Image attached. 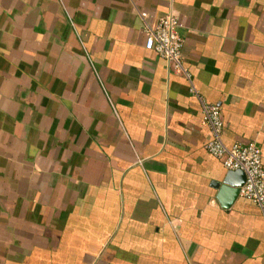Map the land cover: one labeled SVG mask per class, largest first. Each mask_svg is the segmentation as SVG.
<instances>
[{
  "label": "crops",
  "instance_id": "obj_1",
  "mask_svg": "<svg viewBox=\"0 0 264 264\" xmlns=\"http://www.w3.org/2000/svg\"><path fill=\"white\" fill-rule=\"evenodd\" d=\"M142 11L179 18L222 142L264 165V0H0V264H264V211L220 194L240 176Z\"/></svg>",
  "mask_w": 264,
  "mask_h": 264
},
{
  "label": "built area",
  "instance_id": "obj_2",
  "mask_svg": "<svg viewBox=\"0 0 264 264\" xmlns=\"http://www.w3.org/2000/svg\"><path fill=\"white\" fill-rule=\"evenodd\" d=\"M147 13L140 12L143 30L147 34L146 47L152 49L163 58L168 66L182 73L190 82L189 91L200 102L202 118L210 130V138L205 148L214 156L221 159L227 170H241L245 174V181L239 189V195L251 200L264 211V165L261 161L260 148L254 142L234 143L226 146L221 140L223 121L219 106L207 103L192 85L190 75L183 65L182 48L184 39L181 34L183 24L173 14H164L150 24L145 18Z\"/></svg>",
  "mask_w": 264,
  "mask_h": 264
},
{
  "label": "water",
  "instance_id": "obj_3",
  "mask_svg": "<svg viewBox=\"0 0 264 264\" xmlns=\"http://www.w3.org/2000/svg\"><path fill=\"white\" fill-rule=\"evenodd\" d=\"M231 172H233L235 174H238L240 177H239L238 184H236V185H234L232 187L229 186L228 185L230 183L229 182L230 179H229L228 181L225 182V183H228V184H223V186L220 189V194L222 196H224L226 194V192H229L230 193V199L228 200L229 201L228 203H230L232 200H234L239 195V189H240V187L243 185V183L245 181V174H244L243 171H241V170H230L229 171V174L232 175Z\"/></svg>",
  "mask_w": 264,
  "mask_h": 264
}]
</instances>
